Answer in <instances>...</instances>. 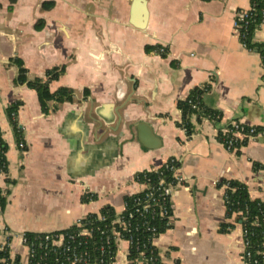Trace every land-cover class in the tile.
<instances>
[{
    "label": "crops",
    "instance_id": "crops-1",
    "mask_svg": "<svg viewBox=\"0 0 264 264\" xmlns=\"http://www.w3.org/2000/svg\"><path fill=\"white\" fill-rule=\"evenodd\" d=\"M248 8L250 0H0V244L11 260L26 264L25 232L69 227L106 205L121 212L124 196L144 189L135 174L174 158L182 182L171 226L153 241L161 261L245 264L241 225L219 230L233 218L216 184L240 181L264 202V65L233 27ZM254 40L264 43V26ZM15 58L28 80L64 66L49 88H70L72 100L44 114L36 91L18 83ZM200 86L221 121L192 115L188 134L177 103ZM233 120L258 134L228 151L219 129ZM128 248L119 239L111 264H128Z\"/></svg>",
    "mask_w": 264,
    "mask_h": 264
},
{
    "label": "trees",
    "instance_id": "trees-1",
    "mask_svg": "<svg viewBox=\"0 0 264 264\" xmlns=\"http://www.w3.org/2000/svg\"><path fill=\"white\" fill-rule=\"evenodd\" d=\"M51 4L52 2H43L42 7L48 8ZM250 8L246 23L241 22L243 26L240 29L239 39L247 49L259 53L264 65V43L254 40L256 29L262 21L264 22V0H250ZM42 25L40 20L36 23V28H40ZM13 63L18 67V83H26L29 88L36 91L44 114L54 110L57 104L72 100L73 91L70 88L59 87L55 91H50L49 88L50 82L58 79L64 72V66H56L46 70L45 79L36 77L28 80L27 70L23 67L22 61L15 58ZM207 90L208 87L206 86L196 87L188 97L177 103L182 116L181 126L186 129L188 134L192 132L190 123L192 115L199 119L219 113L203 106L202 96ZM51 101L54 102L52 107L49 105ZM194 103L196 104L195 108L192 107ZM18 105L19 103L12 105L9 113L13 114ZM14 125L17 129V125L15 123ZM218 137L221 138L220 135ZM245 143L242 141L238 143L237 147ZM0 148L2 149V153L0 152V170L5 172L7 169L6 146L1 136ZM170 159H173V162H169V165L179 166L176 159ZM134 177L136 181L147 185L138 193L124 196V209L121 212L118 213L113 207L106 205L98 213H88L69 227L51 232H25V245H28L33 251L29 264H70V259L67 258L72 253L81 256L82 259L78 264H111L114 262L117 252V237L114 235V231L120 232L121 239L131 240L127 256L130 261L129 264H136L137 258H142L143 264H164L153 243V238L163 233L171 226V223L167 217L160 216L158 213L151 216L144 213L140 215V212H143L142 204L148 197L155 198L158 205L163 204L160 199L161 191L158 189L159 181L160 179L172 180V171L162 165L156 170L138 172ZM216 186L223 187L225 219L233 218V223L224 221L220 224V232L229 231L235 223L240 224L243 240L246 242L245 251L250 254L249 261L255 262V264H264V202L259 199H252L247 186L240 181L221 179ZM5 205L6 198L0 191V209H3ZM118 219L130 224L127 229L122 228L117 222ZM83 230H87L88 233L82 234ZM60 235L63 237L61 244L53 243V240ZM141 252L143 255H140ZM13 261L15 264H19L18 258ZM0 264H11L7 245L1 247L0 244Z\"/></svg>",
    "mask_w": 264,
    "mask_h": 264
},
{
    "label": "built area",
    "instance_id": "built-area-1",
    "mask_svg": "<svg viewBox=\"0 0 264 264\" xmlns=\"http://www.w3.org/2000/svg\"><path fill=\"white\" fill-rule=\"evenodd\" d=\"M250 9L251 8H248V9L242 10V11H238L234 16L233 27L237 30L238 35H240V29H241V26H243V23L241 24V22L246 23L245 21H246V18L248 17V11ZM263 26H264V22L262 21L259 24L258 29H260ZM258 29H256V30H258ZM164 50H165L164 47H160L158 49V52L162 53V52H164ZM192 107L195 108L196 104L194 103L192 105ZM205 118L210 120L214 124H218L221 121V114L217 113V114H214L213 116H205ZM257 134H258V131L255 127L247 126V125L241 123L240 121H236V120H233V121L226 123L224 126L220 127V129H219V135L221 136L220 141H221L222 145L228 151L235 150L237 148L238 143H240L242 141L246 142V141L254 138ZM0 152L2 153L1 148H0ZM169 162H173V159L166 161L163 165L165 166V168L172 171L173 179L170 181L160 179V181H159V188L158 189H160V191H161V198L160 199H161V202L163 204L158 205L155 198L148 197L147 199H145V202L142 204L143 212H140V215H142L144 213V214L154 216L155 214L158 213L160 216L167 217L168 220L170 221L171 214H172V208H171L172 193L174 192L176 187L181 184L182 177L179 176L178 174H176L178 167H175L172 164L169 165ZM2 173H4V172L0 170V174H2ZM143 185L145 188L147 184L143 183ZM150 195H152V194H150ZM117 222L122 226L123 229H127V227L130 225L127 221H121V219H118ZM81 233L87 234L88 231L83 230ZM119 233L120 232H118V231H114V235L117 237L116 241L121 239ZM62 238L63 237L61 235L56 237V239L53 240V243L61 244ZM46 239H48V236H46ZM154 239L155 238H153V241H154ZM125 240H127V239H125ZM22 241L25 244L24 234H22ZM127 241L129 244L131 243V240H129V239ZM4 246H5L4 244L3 245L1 244V247H4ZM26 246L28 249V256H27L26 264H29L30 258L33 256V251L30 249V247L28 245H26ZM245 247H246V242L244 241V252L242 255V259H243L244 263L245 264H255V262L249 261L250 254H249V252L245 251ZM140 255H143V253L141 252ZM67 259H70V264H78V262H80V260L82 258H81V256H78L77 254L72 253V255L69 256ZM129 263H130V261L128 260V264ZM135 263L136 264H143V259L137 258L135 260ZM11 264H15L13 260H11Z\"/></svg>",
    "mask_w": 264,
    "mask_h": 264
},
{
    "label": "water",
    "instance_id": "water-1",
    "mask_svg": "<svg viewBox=\"0 0 264 264\" xmlns=\"http://www.w3.org/2000/svg\"><path fill=\"white\" fill-rule=\"evenodd\" d=\"M142 14L144 15V17H145V12H142ZM119 117H120V115H119Z\"/></svg>",
    "mask_w": 264,
    "mask_h": 264
}]
</instances>
